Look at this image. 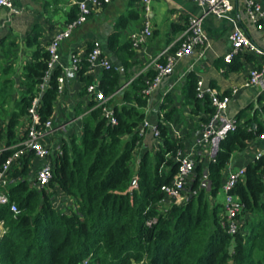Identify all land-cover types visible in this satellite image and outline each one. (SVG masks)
<instances>
[{
	"label": "trees",
	"instance_id": "1",
	"mask_svg": "<svg viewBox=\"0 0 264 264\" xmlns=\"http://www.w3.org/2000/svg\"><path fill=\"white\" fill-rule=\"evenodd\" d=\"M116 35L110 37L112 46ZM40 37L39 27L34 26L26 38L30 60L22 66L17 98H12L13 79L0 78V109L13 100L12 112L4 125L0 123V141L5 146L19 141L15 128L21 118H27L37 95L40 121L53 112L57 77L62 71L55 66L39 94L49 58ZM86 56L77 71L81 95L93 82ZM154 74L148 70L131 80L121 95L126 104L111 107L114 124L93 100L89 103L81 112V134L63 139L50 154L52 178L44 188L38 189L30 178L32 153L12 164L6 189L19 212L13 215L0 205L4 230L0 264H80L85 259L87 264H264V154L245 165L244 177L231 191L242 205L235 233L229 232L223 203L212 202L221 191L231 155L264 134V124L252 114L242 110L236 115L235 129L219 141L212 158L206 161L196 156L183 202L167 198L160 190L171 182L177 170L174 156L184 148L181 139L170 135L164 121L156 127L161 143L153 156H142L136 183L130 185L134 177L130 161L141 144L139 126L148 100L146 79ZM121 76L112 67L103 70L98 81L108 97V107L122 85ZM184 95L194 113L206 115L200 119L204 126L214 108L208 98L197 97L192 75ZM169 115L165 112L164 119ZM10 153L2 152L0 161Z\"/></svg>",
	"mask_w": 264,
	"mask_h": 264
},
{
	"label": "crops",
	"instance_id": "2",
	"mask_svg": "<svg viewBox=\"0 0 264 264\" xmlns=\"http://www.w3.org/2000/svg\"><path fill=\"white\" fill-rule=\"evenodd\" d=\"M78 0H17L15 9H0V78H12L13 99L19 96L21 87L19 79L21 69L26 60H30L31 48L26 46V38L34 26L41 32L40 45L46 49L50 39L64 28L70 16H75ZM233 6L229 19H219L190 0H151L150 9L145 13L141 0H110L101 8L92 11L87 21L75 29L67 40L59 47L60 61L57 66L64 77L63 89L57 94L53 105V129L44 139L51 153L59 148L63 139L81 134V122L84 111L92 99L80 94L81 82L77 72H72L71 58L78 55L83 59L90 50L92 43L98 41L103 55L110 61L112 67L119 70L122 85L113 97L110 107L120 108L126 104L122 98L123 91L128 88L131 80L148 70L154 71V60L162 53L174 51L191 18L202 16L203 28L208 40L203 52L196 48L181 57L173 72L166 75L158 86L148 94L147 105L143 112L147 127L141 134V144L134 151L130 167L137 179L136 171L140 159L146 153L153 156L161 139L155 137L153 128L164 121L170 135L181 139L185 150L193 148L203 129L201 118L203 112H193L192 105L185 102L184 87L192 75L201 80L205 86L216 88L220 94L230 99L222 113L219 124L225 126L236 115L245 110L264 124V75L259 84L244 86L249 72L264 64V29L258 27L247 15L246 0H229ZM264 10V0H254ZM148 22L152 34L144 44L129 47L130 35L140 30ZM242 28L261 53L250 49L239 52L231 64L224 60L230 48L229 34L234 26ZM116 34L113 46L110 37ZM132 55L128 56V52ZM125 62V65L124 63ZM8 75H5L7 72ZM103 70L88 71L93 82L99 81ZM12 101L8 103L12 106ZM0 109V123L5 124L10 114H6L7 105ZM249 106H251L249 108ZM13 107V106H12ZM12 110L10 111V113ZM169 112V119H164V113ZM26 117L20 119L15 128L16 139L24 136ZM173 130L180 133L177 138ZM126 136L125 139H129ZM2 141V140H1ZM4 143V141H2ZM18 142V141H17ZM218 142H211L207 148L196 149L201 158L206 161L212 158L218 150ZM195 149V148H194ZM193 149V150H194ZM264 154V137H257L247 142L246 147L231 155L225 174L229 168H245L258 153ZM31 168L40 165L33 156L30 158ZM222 203L219 193L212 200Z\"/></svg>",
	"mask_w": 264,
	"mask_h": 264
},
{
	"label": "built area",
	"instance_id": "3",
	"mask_svg": "<svg viewBox=\"0 0 264 264\" xmlns=\"http://www.w3.org/2000/svg\"><path fill=\"white\" fill-rule=\"evenodd\" d=\"M17 0H0V9L6 8L14 10V4ZM201 8L204 12H209L219 19H229V13L232 11L233 6L229 0H190ZM110 0H78L76 2L77 11L75 16L67 21L64 28L59 30L49 41L46 46L49 58L47 61V71L43 77V81L38 85L39 94L45 88V82L47 80L50 71L59 64L60 54L59 47L61 43L72 35L73 31L83 25L89 14L101 8ZM143 10L145 13L149 11L151 0H141ZM246 12L248 17L258 25V27L264 29V10L259 3L254 0H246ZM152 30L148 22H146L140 30L135 31L130 35V42L133 47H138L145 43L147 38L151 36ZM207 34L203 28L202 16L198 18H191L189 25L184 32L181 40L178 43L177 48L170 53H162L154 60V76L150 79H146L147 88L144 90L145 94H150L160 83V81L168 74L173 72V69L178 60L184 55L190 53L192 50L198 48L201 50L207 44ZM230 48L224 56L226 62H230L239 52L245 49H250L255 53H261V50L253 44L246 32L238 27L234 26L229 34ZM87 62L89 65V71L96 69L108 70L112 68L110 61L103 55L100 44L98 41H94L87 53ZM81 58L78 55H73L71 58L72 72L79 70ZM264 75V64L260 67L253 68L249 72L247 81L244 86H254L259 84L262 76ZM64 77L60 75L57 77V94L63 89ZM86 95H88L94 102L95 107H101L104 113V117L110 123H116L113 117V110L108 107L106 97L98 86V81L92 82L86 87ZM196 95L198 98H208L211 106L214 108L213 114L210 116L209 121L203 126L199 138L195 141L193 148L190 150H178L174 156L177 162V170L173 175L170 183L163 184L160 190L169 199L175 200V202H181L182 194L185 190L187 182L191 179V175L195 168L196 156L199 157V151L196 149L204 150L208 145L217 139L218 141L224 139L228 131H233L236 126V119L230 120L225 126L219 124V120L222 113L227 107L229 97L222 95L220 92L211 86H205L201 80L196 81ZM39 95H37L32 105L28 110V116L26 118V124L24 128V136L18 142L6 145L0 141V155L4 151H10L3 161H0V205L8 207L9 211L16 215L19 212L17 204L10 199L6 185L9 181V171L12 164L18 159L22 158L28 153H32L33 157L40 161V165L35 168V178L33 184L42 189L47 186L52 178V166L50 160L51 150L45 144V136L52 131L53 122L50 118L41 122L37 113V106L39 103ZM147 122L143 120L139 126V132L142 134L147 127ZM255 126H253L254 128ZM174 136L179 138L181 135L176 130H173ZM153 134L158 137L159 131L156 127L153 128ZM264 137V134L262 135ZM195 148V149H194ZM194 149V150H193ZM261 152L255 156L258 159ZM245 168H229L225 174L224 180L221 185V191L224 194L222 201L227 217L229 226V232L235 233L239 226L238 214L241 211L242 205L235 195L231 193L235 184L244 177ZM3 222L0 221V236L3 234ZM88 259L83 260L80 264H87Z\"/></svg>",
	"mask_w": 264,
	"mask_h": 264
},
{
	"label": "rangeland",
	"instance_id": "4",
	"mask_svg": "<svg viewBox=\"0 0 264 264\" xmlns=\"http://www.w3.org/2000/svg\"><path fill=\"white\" fill-rule=\"evenodd\" d=\"M7 111H6V114H10V111L12 110V106L10 103H8L7 105ZM133 170V169H132ZM30 178L31 180H33L35 178V168H31L30 170ZM189 182H187V186H188ZM188 195V191L185 189L183 194H182V198L180 199L181 202L184 201L185 197ZM219 195L221 196V200L223 201L224 199V194L222 191L219 192Z\"/></svg>",
	"mask_w": 264,
	"mask_h": 264
},
{
	"label": "water",
	"instance_id": "5",
	"mask_svg": "<svg viewBox=\"0 0 264 264\" xmlns=\"http://www.w3.org/2000/svg\"><path fill=\"white\" fill-rule=\"evenodd\" d=\"M213 142H218V140L217 139H213ZM135 183H136V178H132V180L130 182V185L134 187Z\"/></svg>",
	"mask_w": 264,
	"mask_h": 264
}]
</instances>
